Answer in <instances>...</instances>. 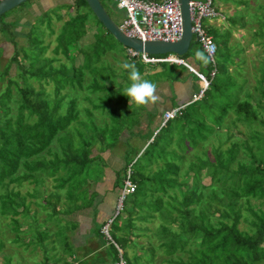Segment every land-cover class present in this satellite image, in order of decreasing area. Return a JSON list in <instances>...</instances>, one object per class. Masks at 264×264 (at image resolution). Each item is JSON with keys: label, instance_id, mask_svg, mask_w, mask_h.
Masks as SVG:
<instances>
[{"label": "trees", "instance_id": "16d2710c", "mask_svg": "<svg viewBox=\"0 0 264 264\" xmlns=\"http://www.w3.org/2000/svg\"><path fill=\"white\" fill-rule=\"evenodd\" d=\"M33 1L29 0L26 5L23 3L12 10L21 8L17 13L25 11ZM12 10L0 16V28L6 32L5 38L12 46L7 65L0 70V84L3 85L0 90V217L10 220L5 225L11 232L16 237L21 234L20 231L24 232L18 219L29 224V229L32 223L27 219L39 214L38 208L50 207L55 214L56 206L61 204L56 192L53 193V200L41 197L42 204L35 201L44 192L39 188L45 179H51L57 191L68 189L66 202L71 203L65 204V210L59 209L58 216L66 219L72 228L69 217L75 212L91 209L93 234L101 243H107L114 255L117 251L115 247L123 252V246L128 241L145 237L147 246L142 248L148 254L145 263H151L155 252L160 250L167 258L162 260L165 264H264V211L251 202L260 203L264 199V159L261 158L264 137L260 147L255 135L257 131L251 129L255 123L264 133V112H258L260 109H254L253 104L247 101H230L226 82L218 86L214 75L200 100L183 107L175 118L168 120L157 131L147 130L145 143L142 145L143 142H139L134 151L131 148L127 152L131 151V159L139 155L141 162L135 160L132 163L130 160L124 162L118 172L109 170L113 174L115 172L113 189L119 191L121 188L128 166L129 178L135 184L134 192L124 200L127 207L124 208L123 201L122 212L109 225V241L100 233V228L112 214L105 219L99 215L96 219L95 212L100 213L96 210L100 201L94 202L98 193L89 192V184L102 181L108 166L100 154L114 148L122 133L133 136L130 129L133 126L137 128L140 113L126 109L127 97L123 92L128 85L126 81H129L127 72L124 70L122 74H115L109 67L96 65L107 51L114 48L113 42L121 47L122 59L134 62L140 73L146 65L135 57L125 55L126 49L113 41L83 0H67L52 9L56 21L66 15L67 20L59 27L60 35L64 36L56 40L52 51L55 57L38 62L37 58L41 57L45 48L39 40L40 32L33 31L34 24L31 23L24 33L22 46L14 42L16 20L7 19ZM60 10L64 13L56 14ZM72 11L74 14L70 15ZM44 17L42 14L35 25H42ZM90 27L94 29L92 42L79 46ZM47 28L50 35L53 30L49 20ZM65 29L69 32L67 35L63 32ZM71 39L75 52L70 54L66 44ZM192 44L200 51L197 43L191 40L189 52L181 59L192 54ZM222 45H225L224 41ZM215 47L217 59L219 43ZM59 49H62L60 54L64 59L70 61L69 66L56 57ZM19 52L23 55L20 61ZM77 53L80 60L75 64ZM25 62L26 68L22 65ZM55 62L57 67L52 66ZM11 65L17 70L15 76L8 73ZM208 68L203 75L208 74ZM84 71L89 73L90 78L83 86ZM117 78L121 82L117 83ZM29 80L38 83V90L27 83ZM48 82L52 83L50 94L42 88ZM74 90H85L100 97L91 103L88 95L83 96L81 99L88 105L78 110V99L68 94ZM119 93L121 95L117 97ZM120 102L125 106L122 113L111 106ZM9 103L15 105L14 114H10ZM93 111L106 114V121L95 125ZM230 112L235 122L230 127L236 135L230 132L231 135L227 134L224 141L218 140L216 145H211L209 151L202 148L201 144L211 134V125L217 127ZM135 116H138L136 120ZM148 117H152L151 114ZM236 124H241L244 131L236 129ZM229 129L226 131L229 132ZM61 132L65 134L58 136ZM136 136V140L141 138ZM231 138L232 142H229ZM247 138L251 143L257 142L255 146L246 144L248 154L243 159L244 153L237 154L240 148L244 149L243 142L246 143ZM53 142L54 148L51 147ZM199 148L202 150L198 152ZM190 152L192 157L186 158ZM123 156L126 158L128 155ZM97 163L99 165L95 167ZM152 165L156 168H150ZM96 169L97 176L93 177ZM202 170L208 179L205 185L200 182ZM24 182L32 188L38 187L37 191L25 192V196L21 197L20 191L14 188H19ZM31 204L34 209L29 208ZM155 218L158 222L152 229L135 224L151 223ZM239 223H245L246 229H240ZM2 240L0 233V253L4 248ZM39 240L41 242L43 238ZM178 254L187 256L183 259ZM121 257L125 261L123 254ZM3 260L7 262L6 258ZM125 264H130L129 260Z\"/></svg>", "mask_w": 264, "mask_h": 264}, {"label": "rangeland", "instance_id": "374dc122", "mask_svg": "<svg viewBox=\"0 0 264 264\" xmlns=\"http://www.w3.org/2000/svg\"><path fill=\"white\" fill-rule=\"evenodd\" d=\"M67 0H58L57 3H64ZM107 14L111 17L113 22L116 25L120 24V17L116 14L111 0H99ZM35 4L41 5L40 1L34 2ZM26 5V3L24 4ZM214 6L215 8H219L223 12V14L220 12V16L218 17V20L220 21V25L217 26L215 31L212 32V35L214 37L213 43H219V54L218 58L216 60L217 64V70L215 72V79L214 82L219 86L222 85V83L225 81L228 90H227V97H229L230 101H247L250 104H253L254 109H260L258 112H264V0H214ZM25 7V6H24ZM55 7H46L43 9L42 13H38L37 9H31V13L25 14V13H17L21 8L12 10V12L9 13V16L7 19H14L15 26L14 32H13V41L17 42L20 46H22V35L27 29V27L33 23V31L40 32V41L41 46L44 45L45 48H43V53L41 57L37 58L38 62H41L44 58H52L55 57L54 53L52 52L55 49V45L57 44L56 40L59 37H63L64 34L61 36V29L59 28L61 23L66 21V15H62V17L56 21L55 20V13H53L52 9H55ZM24 10V9H23ZM22 11V10H21ZM63 11H57L56 14L61 15L63 14ZM44 14V22L43 24H37V21H39L41 15ZM74 12L72 11L70 15H73ZM23 16L22 20H19V18ZM17 18V19H15ZM227 18V19H225ZM47 20L50 22V27L53 30V32L49 35L48 28H47ZM93 20V19H92ZM6 19H3V22H5ZM10 21V20H9ZM7 22V21H6ZM92 22L95 23L93 20ZM222 24V25H221ZM95 26V24H94ZM65 35H67L69 32L67 29L63 31ZM92 33L93 30L90 29L89 34L84 38V41L82 43H79V46L84 45L86 43L92 42ZM6 32L0 28V70L3 66L7 65V59L12 53V46L9 44V40L5 38ZM9 42H8V41ZM114 41V39H113ZM193 41V40H192ZM224 41L225 45H222V42ZM72 39L67 40L66 44V50L68 52L74 53L75 50L72 47ZM193 43V42H192ZM114 48L110 51H107L105 55L99 60L96 67H109L115 74H122L123 69H121L120 64L124 61L122 59V52L120 51L121 47H119L116 43L113 42ZM191 50L193 51H199L196 49V45H191ZM31 51H35V49H32ZM62 49H59L58 57L61 62L65 63L66 66H69L70 61L65 60L64 57L60 54ZM36 52V51H35ZM78 55V53H77ZM22 53L19 52V61L22 60ZM80 60V55H78L75 58V64H78ZM18 61V62H19ZM36 61V62H37ZM28 62V61H27ZM27 62L22 63V65L26 68ZM201 64L204 65L205 63L201 61ZM30 66V64H28ZM53 67H57L58 64L52 63ZM155 66H144L141 74L142 77L148 79V75H150V69ZM17 70H15V66L11 65L9 69V75L15 76ZM83 76V82L82 85H86L89 82V73L84 71ZM149 72V73H148ZM173 72H170L169 69H161L159 71H156V74L152 77H149L150 80H158V81H164L165 78L168 76H173ZM147 75V76H145ZM116 82H121L120 79H116ZM129 82V81H128ZM126 81V84H129ZM27 83L32 86L34 89L38 90V83L34 82L32 80L27 81ZM3 85L0 84V90H2ZM43 90L50 94L52 89V83L48 82L47 85L43 84ZM69 96H76L78 99L77 101V109L81 110L82 107H87V103L83 101L81 98L83 96L88 95V99L91 103L96 102V98L100 97L97 94L87 93L85 90H74L73 92H68ZM121 93L117 94V97H119ZM126 102V101H125ZM115 103V101H114ZM126 109L127 110H135L138 113H140V119H143V114L145 113L144 108L143 109H137L133 107L132 105H128V100L126 102ZM10 106V114L15 113V105H12L9 103ZM111 106L115 107L117 111L120 113L123 112V108L125 107L122 102L119 103V105H113ZM178 108V107H175ZM170 108V109H175ZM168 109V110H170ZM181 110V109H180ZM179 110V111H180ZM178 111V113H179ZM130 113V112H129ZM177 113V114H178ZM177 116V115H176ZM175 116V117H176ZM138 116H135V120ZM174 117V118H175ZM81 119H83L82 116H80ZM107 116L106 114H100L99 112L93 111L92 115V121L95 123V125H99L106 121ZM127 119L130 120L129 117ZM141 119V120H142ZM234 117L232 113L230 112L227 114L223 119L222 122L218 124L217 127L214 125L212 126L211 134L208 136L206 141L201 144L202 148L206 149L207 151L210 150L211 145H216L218 140L224 141L226 138V135L235 134V130L232 129L230 124H234ZM254 127L251 129H256L257 138L259 141L257 144L262 147V140L264 137V133L262 134L260 132L261 128L258 127L257 124H252ZM140 127V123L137 125V129ZM230 127V129L228 128ZM234 127L237 129H240L242 131V125L236 124ZM134 126L130 129L133 133V136L128 133H122V135L119 137V142L115 145L114 148L111 150L105 151L101 153V157H103L104 161L107 162V169H105L104 174L105 176L106 172L107 175L102 179V181L99 183H92L89 184V192L96 191L98 195L94 199L95 201H100V205L96 207V210L99 211L95 212L96 219L99 217L101 218L104 216L105 213L102 214L100 210H103L106 204L108 205L106 209H110V215L115 213V209L119 205V193L118 189L114 188L112 184L113 176L115 174L109 172L112 171L111 169L118 172L119 169L122 168L123 162L127 163L130 160H132V163L135 162V160H138L141 162V159H138V156L134 159L132 158L131 151L128 152L129 149L133 148L132 151L135 149V145H137L139 142H136L137 136L133 130ZM226 129H229V132L226 131ZM142 132V131H141ZM246 132V129H245ZM65 132L58 133V136L64 135ZM140 134V133H139ZM236 135V134H235ZM132 136V137H131ZM145 137V136H144ZM240 136H238L239 138ZM127 138V139H126ZM241 138V137H240ZM126 139V141H124ZM123 141V142H122ZM251 143V140L247 138L243 142L244 149L240 148L238 150V154H243V159L246 158V155L248 154V146H255L256 142ZM229 142H232V138L229 140ZM248 146H247V145ZM254 144V145H253ZM55 146L54 142L51 144V147ZM224 146L223 148H225ZM202 150L201 148L198 149V152ZM128 155L125 159H123V155ZM192 152L188 153L186 155V158H191ZM209 157H212L210 154H208ZM48 158V157H46ZM128 158V159H127ZM262 159H264V152L261 156ZM96 162V161H95ZM106 164V163H105ZM161 162H158V165H160ZM99 164L97 163L95 167H97ZM94 168V165H93ZM152 169H155L153 165L150 167ZM98 169H96L93 173V177L97 176ZM100 172V171H99ZM81 180V179H80ZM208 181L207 177L204 175V170H202L200 175V182L202 184H206ZM54 182L51 181V179H45L43 185L39 190L44 191L42 194H39L38 200L35 201L37 203L40 202L41 197H46L51 200H53V193L56 192L60 197L61 204L56 206V210L59 209H66L65 204L66 200L69 196H67V190L63 189L60 191H57V189L54 187ZM11 188V186H9ZM31 185L24 182L19 188H14L20 191L21 197L25 196V192L32 193L33 190L38 189V187L32 188ZM37 191V190H36ZM24 193V194H23ZM27 198V197H26ZM30 198V197H29ZM29 199L26 200V202ZM33 200V199H32ZM252 204L255 206H258L261 211H264V199L261 200L260 203L257 201H251ZM40 204H42L40 202ZM70 201L68 202V205H70ZM110 206V207H109ZM124 208L127 207L126 201L123 202ZM65 207V208H64ZM30 209H34V205H29ZM38 208V207H37ZM40 210L39 214L36 213L34 215H31L28 217V221L32 223V226L28 229L29 224L24 223L22 219H18V224L21 225L18 226L20 229H24V232L20 231L21 234H19L18 237H16L13 232L9 229V226L5 225V223L9 224V219H6L3 217H0V233L2 237V242L4 245V248L2 252L0 253V264H62L64 263L65 257L69 254V251L66 250L62 252L63 246L65 243V239L68 236V233H71L72 228L71 224L66 222L63 218H60L58 216V212L56 211L55 214L52 213L50 207H46L44 209L38 208ZM38 211V210H37ZM29 212V211H28ZM109 213V212H108ZM91 209L79 211L76 214H72L69 219H75L79 223V227L81 230L86 231V229L92 228V224L89 225V221L91 218ZM107 214V213H106ZM100 215V216H99ZM99 216V217H98ZM112 217V215H111ZM107 218V217H106ZM107 220V219H106ZM105 220V221H106ZM158 222V219L155 218L152 220L151 223H140L135 222V224L139 227H146L147 229H152L154 225ZM72 223V221H70ZM89 225V226H88ZM245 223H239L238 227L240 229H246ZM36 230V231H34ZM33 231V232H32ZM145 234H149V232H146ZM104 235V234H103ZM105 236V235H104ZM106 237V236H105ZM40 238H43V241L40 242ZM107 239V237H106ZM150 239V237H148ZM146 238L140 237L133 239V241H128L123 246V252L120 251L117 247L114 252H111L107 249V255L108 259H111V263L116 264V257L119 258L120 252L121 255L123 254V257H125V262L129 260V263H135V264H165V262H162L165 258L161 251L157 250L155 252V257L153 258V261L151 263H145L148 259V254L144 252V249L146 248ZM116 246V245H115ZM106 247L108 248V244L106 243ZM179 255V254H178ZM187 254H181L179 257H182L183 259L186 258ZM3 258H6L7 262L3 260ZM96 259H101V255L99 252H96L93 256V258H90L88 262H83L82 264H98ZM175 260L176 258L173 257ZM66 260V259H65ZM103 261V260H102ZM101 261V264H104V262ZM116 261V262H115ZM80 264L77 263L74 259L73 260H66L65 264Z\"/></svg>", "mask_w": 264, "mask_h": 264}, {"label": "built area", "instance_id": "2783aa9c", "mask_svg": "<svg viewBox=\"0 0 264 264\" xmlns=\"http://www.w3.org/2000/svg\"><path fill=\"white\" fill-rule=\"evenodd\" d=\"M111 1L120 11L124 12V18L117 26L123 35L143 42L162 41L172 43L180 38L181 25L177 0ZM189 13L192 39L195 40L204 55L208 58L207 64L210 68L208 76L212 77L215 72V44L213 43L212 37L204 30L203 21L217 19L220 16V11L215 9L214 0H190ZM129 54H131V56H137V54L132 52H129ZM139 56L143 63L155 64L167 62L187 67L182 60L171 56L154 57L145 54ZM187 68L199 81L198 89L190 96L188 104H191L202 98L203 93L209 84V79L204 75L193 71L191 68ZM182 108L183 106L165 111L161 116L158 129L163 127L168 120L173 119ZM129 172L128 166L126 175L121 182V188L118 191L119 205L115 209V213L112 214V217L108 218L100 228V233L104 234L109 241L111 240L108 235V230L112 219L122 212V202L135 190V184L130 180ZM116 264H125V261L121 257V252Z\"/></svg>", "mask_w": 264, "mask_h": 264}, {"label": "crops", "instance_id": "0c3cea01", "mask_svg": "<svg viewBox=\"0 0 264 264\" xmlns=\"http://www.w3.org/2000/svg\"><path fill=\"white\" fill-rule=\"evenodd\" d=\"M37 1H40L41 5H38L36 3L34 4L32 2L26 7L25 11H22L21 13H25V14L29 13L30 14L31 9H32V11H33V9H37L38 10L37 14H39V13H42L43 9L46 7H50V6H52V7L56 6L57 7L58 5L61 4V3L60 4L57 3L58 0H35L34 2H37ZM152 1H159V0H152ZM112 6H113L116 14L120 17V21H122V19L124 18V12L120 11L114 3H112ZM216 9L219 10V8H216ZM219 11L223 14V12L221 10H219ZM15 19H17V18H15ZM22 19H23V16H21L19 18V20H22ZM110 19H111V17H110ZM225 19H227V18H225ZM219 25H220V21L218 20V18L213 19V20H204L203 21L204 30L208 31L210 33L208 35H210L213 40H214V37L212 35V32L215 31L216 30L215 28ZM116 26H118V25H116ZM90 29L94 30L93 27H90L89 29H87V33L85 35V38L89 34ZM26 32H27V29H25L24 33H26ZM24 33L22 35H24ZM191 40H193V39H191ZM193 41L195 42V40H193ZM129 52L135 53L130 49H126L125 55H127L130 58L135 57L140 63H142L146 66H155V67H152L150 69L151 73H150V75H148V77H152L153 75L156 74V71H159L163 68L169 69L170 72L174 73L173 76L170 75V77L165 78L164 81L153 80V82L157 84V94L160 96V100L157 102V104L149 105L146 108H144L145 113L142 116L143 119L141 118L142 119L141 120L139 118V123L141 125L138 128L139 130L136 127L133 128L135 134L140 135V137H141L139 140H136V142H143L142 143V145H143L146 141V138L148 137V136H145L144 134L147 132V130L153 131L156 129V127L159 124V121L161 119L162 114L170 108L182 107V106L185 107L186 105H188L190 96L198 89L199 81L196 78V76L188 70L187 67L191 68L193 71H195L197 73H203L205 71V68L207 67V65H206V63L204 65L201 64V60H198L196 58V55H195L196 51H194V50L192 51V54H190V56H188L184 60L181 59L179 56H171V57H177V58L181 59L187 65V67L184 65H177L174 63H167V62H162L164 64H161V63H155V64L143 63L140 60V56H139L141 54H137V56H131V54H129ZM187 52H189V49ZM200 52L203 53L201 48H200ZM215 54H216V47H215V52H214V63H215V68L217 70ZM145 55H147V54H145ZM150 56H153V55H150ZM165 56H170V55H165ZM160 65H162L163 67H161ZM214 75H215V73H214ZM145 76H147V75H145ZM149 80H150V78H149ZM149 114H151L152 117H148V119H147V116H149ZM146 119H147V121H146ZM122 158L124 159V156ZM105 163L107 165L106 161H105ZM106 175H107V172H106L105 176ZM105 176H103V177H105ZM95 202H97V201H95ZM107 206L108 205L106 204L104 209L100 210L102 212V214L105 213L104 216H102L104 219L106 217H108V215H110V209L107 210L106 209ZM76 213L77 212H75L74 214H76ZM69 221H72V223H73L72 231H71V233H68V236L65 239L66 241L64 243L63 250H62V252H64L65 250L67 252L69 251V254L65 257L66 260H68V259L73 260L74 259L77 263L82 264L83 262H85V263L88 262L90 258H93L94 254L96 252H99V254L101 255V259H99V260L96 259L98 264H101L102 260H103L102 262H104V264H114V263H111L110 258L108 259V257H110V256L107 255L106 251L108 248L106 247V245L104 243H101V241L94 236V234H93L94 225L90 221H89V225L92 224V228L88 227L86 229V231L81 230V228L79 227L78 221H76L75 219L72 218V219H69ZM65 259H64V263H62V264H65V262H66Z\"/></svg>", "mask_w": 264, "mask_h": 264}, {"label": "water", "instance_id": "95a60500", "mask_svg": "<svg viewBox=\"0 0 264 264\" xmlns=\"http://www.w3.org/2000/svg\"><path fill=\"white\" fill-rule=\"evenodd\" d=\"M29 0H0V16ZM96 21L122 47L136 54L183 56L189 49L192 39L190 31V0H177L180 16L181 35L176 42L140 41L123 35L110 19L99 0H83Z\"/></svg>", "mask_w": 264, "mask_h": 264}, {"label": "clouds", "instance_id": "9594fccd", "mask_svg": "<svg viewBox=\"0 0 264 264\" xmlns=\"http://www.w3.org/2000/svg\"><path fill=\"white\" fill-rule=\"evenodd\" d=\"M166 55L175 56L172 54H166ZM195 55L198 60L203 61L204 63H206L207 66H209L207 64L208 58L204 55V53L197 51ZM120 67L121 69L127 72L128 80L130 81V83L125 87L124 92H123V95L127 97L128 105L130 104L137 109H143L149 105L157 104V102L160 100V96L157 94V84L150 80L143 78L142 74L137 69L136 64L134 62L124 60L120 64ZM215 71H216V68H215ZM209 72H210V68H208V74ZM199 74H202V73H199ZM208 74L204 76L209 80L212 79L214 74L212 77H209ZM158 127H159V124L156 127L155 131H157Z\"/></svg>", "mask_w": 264, "mask_h": 264}]
</instances>
